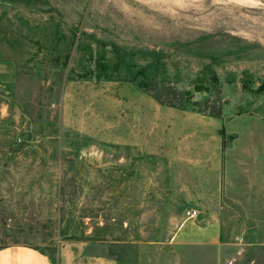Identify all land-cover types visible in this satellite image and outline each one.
<instances>
[{
  "label": "rangeland",
  "instance_id": "374dc122",
  "mask_svg": "<svg viewBox=\"0 0 264 264\" xmlns=\"http://www.w3.org/2000/svg\"><path fill=\"white\" fill-rule=\"evenodd\" d=\"M261 234L264 0H0V248L264 264Z\"/></svg>",
  "mask_w": 264,
  "mask_h": 264
},
{
  "label": "crops",
  "instance_id": "0c3cea01",
  "mask_svg": "<svg viewBox=\"0 0 264 264\" xmlns=\"http://www.w3.org/2000/svg\"><path fill=\"white\" fill-rule=\"evenodd\" d=\"M254 243L264 244V234L255 238ZM0 264H52L41 252L24 246L10 245L0 248Z\"/></svg>",
  "mask_w": 264,
  "mask_h": 264
},
{
  "label": "trees",
  "instance_id": "16d2710c",
  "mask_svg": "<svg viewBox=\"0 0 264 264\" xmlns=\"http://www.w3.org/2000/svg\"><path fill=\"white\" fill-rule=\"evenodd\" d=\"M114 63L115 62H113L112 64H109L107 62H102V63L97 62V65H96L97 68H96L95 76L96 77H103L105 74L110 75V73H113L114 71L118 70L119 67H117L116 64H114ZM129 77L130 78H127V79L134 80V78H131L132 76H129ZM137 80H138L137 81L138 85L141 88H144L147 91H150L158 102H160V103H163V102L173 103L172 100L175 98H172L171 100H167V101H164V100L159 98V97H161L160 95H162V94L160 93L158 84L156 82L152 81V79L147 78L143 81L141 79H137Z\"/></svg>",
  "mask_w": 264,
  "mask_h": 264
},
{
  "label": "built area",
  "instance_id": "2783aa9c",
  "mask_svg": "<svg viewBox=\"0 0 264 264\" xmlns=\"http://www.w3.org/2000/svg\"><path fill=\"white\" fill-rule=\"evenodd\" d=\"M196 209L187 210V216L193 217L196 214Z\"/></svg>",
  "mask_w": 264,
  "mask_h": 264
}]
</instances>
